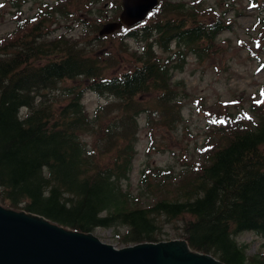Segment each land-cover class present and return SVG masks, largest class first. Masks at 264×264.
<instances>
[{
  "label": "trees",
  "instance_id": "trees-1",
  "mask_svg": "<svg viewBox=\"0 0 264 264\" xmlns=\"http://www.w3.org/2000/svg\"><path fill=\"white\" fill-rule=\"evenodd\" d=\"M69 2L46 4L0 37V203L86 233L113 228L123 246L160 242L164 226L181 221L175 235L193 250L227 264H264V254L249 256L236 239L245 231L264 236V100L253 117L241 109L217 116L200 163L180 173L143 170L140 191L131 186L139 117L147 112L150 122L158 112L176 127L184 97L174 72L190 55L211 58L226 20L202 3L160 0L149 22L119 30L143 46L110 72L114 65L81 37L53 35ZM87 89L112 100L93 117ZM83 134L95 137L92 145Z\"/></svg>",
  "mask_w": 264,
  "mask_h": 264
},
{
  "label": "rangeland",
  "instance_id": "rangeland-1",
  "mask_svg": "<svg viewBox=\"0 0 264 264\" xmlns=\"http://www.w3.org/2000/svg\"><path fill=\"white\" fill-rule=\"evenodd\" d=\"M57 1L28 0L21 7H13L12 0H0V37L8 36L15 30L19 20L30 21L46 4L54 6ZM183 1L188 5L197 2L211 8L213 15H220L226 20L228 28L218 35L217 49L211 58L199 60L190 55L184 69L174 72V79L181 82L180 95L184 97L181 102L183 119L178 120L176 127L163 125L158 112L151 115L150 122L147 112L139 117L137 155L130 177L131 186L137 193L140 191L143 170L151 176L155 172L151 171L154 167H160L167 173H180L186 170L185 167L200 163L210 147L207 142L209 137L213 138V128L218 124L215 118L222 117L227 111L240 109L246 116L253 117L252 106L264 100V0ZM122 8V0H96V3H92V0H71L68 7L70 14L56 15V22L52 26L56 32L53 35L67 33L81 37L91 54L104 59L105 64L114 65L110 68V72H114L118 64L129 61L130 53L141 50L143 44L134 38L123 39L124 33L119 31L100 36L99 31L94 32L93 26L89 28L84 21L95 25L101 23L102 27L108 19L116 17L110 21L119 20ZM152 16L150 14L141 24L149 22ZM121 56L125 58L122 61ZM72 83L74 81H67L63 85ZM146 98L150 99L148 96ZM110 101L90 89L86 90L83 98L91 117ZM82 137L89 145L95 138L89 134ZM178 225H181V221L167 223L163 228L165 234L162 241L178 238L175 235ZM125 229L120 228V234ZM116 232L113 228H98L94 234L106 243L118 248L125 247L119 244ZM236 239L247 245L249 256L264 254L263 235L245 231L238 234Z\"/></svg>",
  "mask_w": 264,
  "mask_h": 264
},
{
  "label": "water",
  "instance_id": "water-1",
  "mask_svg": "<svg viewBox=\"0 0 264 264\" xmlns=\"http://www.w3.org/2000/svg\"><path fill=\"white\" fill-rule=\"evenodd\" d=\"M160 0H122L119 20L102 25L99 35L145 21ZM0 264H227L193 250L186 239L141 242L118 248L94 233L12 209L0 203Z\"/></svg>",
  "mask_w": 264,
  "mask_h": 264
}]
</instances>
